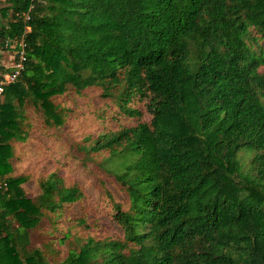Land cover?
I'll return each instance as SVG.
<instances>
[{
	"label": "trees",
	"instance_id": "16d2710c",
	"mask_svg": "<svg viewBox=\"0 0 264 264\" xmlns=\"http://www.w3.org/2000/svg\"><path fill=\"white\" fill-rule=\"evenodd\" d=\"M2 1L0 52L26 61L0 106V264H264V0ZM89 89L136 120L79 146L125 193L116 237L59 230L83 194L56 171L34 198L11 175L25 104L59 127L56 96Z\"/></svg>",
	"mask_w": 264,
	"mask_h": 264
},
{
	"label": "rangeland",
	"instance_id": "374dc122",
	"mask_svg": "<svg viewBox=\"0 0 264 264\" xmlns=\"http://www.w3.org/2000/svg\"><path fill=\"white\" fill-rule=\"evenodd\" d=\"M2 2L0 0V6ZM14 51V46H9L0 52V62L6 68L11 64ZM55 101L67 113L63 125L51 128L44 124L38 109L25 104L29 126L24 129L29 133L24 141L12 144L11 175L27 176L22 187L28 197L34 198L40 193L39 181L49 172L56 171L63 177L64 184H77L83 194L82 199L69 206L64 217L58 221L59 230L64 227L63 220L84 217V225H77L72 231L95 237L120 236L121 232L112 219V204L115 201L124 202L125 193L115 178L100 167L102 156L86 157L79 146L84 143L85 136H97L109 129L134 124L136 120L116 113L110 101L100 98L99 91L95 89L85 90L80 97L68 91L65 95L56 96ZM142 105L139 103L137 106L143 111L142 119L147 121L150 115ZM239 155L240 164L249 160L247 153ZM86 224L88 227H84ZM47 227L45 220L43 231L37 229L32 232L34 246L43 247L42 241L48 236L44 233Z\"/></svg>",
	"mask_w": 264,
	"mask_h": 264
},
{
	"label": "built area",
	"instance_id": "2783aa9c",
	"mask_svg": "<svg viewBox=\"0 0 264 264\" xmlns=\"http://www.w3.org/2000/svg\"><path fill=\"white\" fill-rule=\"evenodd\" d=\"M19 48L14 49V55L11 57V64L7 68L10 70L5 72L0 77V106L3 101L5 87L15 82L17 77L25 68L26 55L24 51V44L22 42H17ZM15 47V43H7L6 47ZM13 49V48H12ZM7 187L6 177H0V190Z\"/></svg>",
	"mask_w": 264,
	"mask_h": 264
},
{
	"label": "crops",
	"instance_id": "0c3cea01",
	"mask_svg": "<svg viewBox=\"0 0 264 264\" xmlns=\"http://www.w3.org/2000/svg\"><path fill=\"white\" fill-rule=\"evenodd\" d=\"M1 6H4V3H1ZM0 21L5 22L6 21V18H4V17L1 18V16H0Z\"/></svg>",
	"mask_w": 264,
	"mask_h": 264
}]
</instances>
